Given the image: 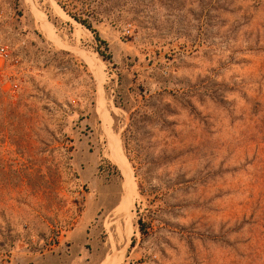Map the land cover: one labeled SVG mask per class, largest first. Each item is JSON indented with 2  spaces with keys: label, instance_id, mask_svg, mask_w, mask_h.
Masks as SVG:
<instances>
[{
  "label": "rangeland",
  "instance_id": "374dc122",
  "mask_svg": "<svg viewBox=\"0 0 264 264\" xmlns=\"http://www.w3.org/2000/svg\"><path fill=\"white\" fill-rule=\"evenodd\" d=\"M0 43V264H264V0H0Z\"/></svg>",
  "mask_w": 264,
  "mask_h": 264
},
{
  "label": "trees",
  "instance_id": "16d2710c",
  "mask_svg": "<svg viewBox=\"0 0 264 264\" xmlns=\"http://www.w3.org/2000/svg\"><path fill=\"white\" fill-rule=\"evenodd\" d=\"M76 20L80 21L82 24H84L87 28L92 30V26L89 24H86V21H82L76 18ZM93 33H95L96 39L104 45H107L106 42L100 40L98 34L95 32V30H92ZM100 53V52H99ZM139 225V231L142 237V245H144L145 242L150 241L154 236L156 235V231L154 230V227L152 223H144L142 220L138 222ZM136 244V240L133 241L131 247L133 248ZM154 254L151 253V255L148 258H143L137 264H159V262L153 258Z\"/></svg>",
  "mask_w": 264,
  "mask_h": 264
},
{
  "label": "built area",
  "instance_id": "2783aa9c",
  "mask_svg": "<svg viewBox=\"0 0 264 264\" xmlns=\"http://www.w3.org/2000/svg\"><path fill=\"white\" fill-rule=\"evenodd\" d=\"M126 34L130 35L131 30L127 29ZM9 63L17 65L19 61L13 56L10 48L6 44L0 43V74L4 70V66Z\"/></svg>",
  "mask_w": 264,
  "mask_h": 264
},
{
  "label": "water",
  "instance_id": "95a60500",
  "mask_svg": "<svg viewBox=\"0 0 264 264\" xmlns=\"http://www.w3.org/2000/svg\"><path fill=\"white\" fill-rule=\"evenodd\" d=\"M110 248H111V247H110ZM106 257H107V256H106ZM106 257L104 258V260L106 259ZM104 260H103V261H104Z\"/></svg>",
  "mask_w": 264,
  "mask_h": 264
}]
</instances>
